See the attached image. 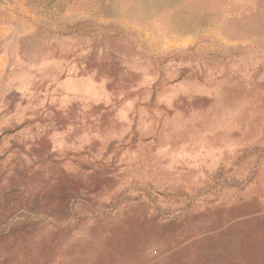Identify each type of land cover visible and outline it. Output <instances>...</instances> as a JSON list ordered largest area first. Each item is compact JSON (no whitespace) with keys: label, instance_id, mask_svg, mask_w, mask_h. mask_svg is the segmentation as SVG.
I'll use <instances>...</instances> for the list:
<instances>
[{"label":"rangeland","instance_id":"374dc122","mask_svg":"<svg viewBox=\"0 0 264 264\" xmlns=\"http://www.w3.org/2000/svg\"><path fill=\"white\" fill-rule=\"evenodd\" d=\"M0 264H264V0H0Z\"/></svg>","mask_w":264,"mask_h":264}]
</instances>
